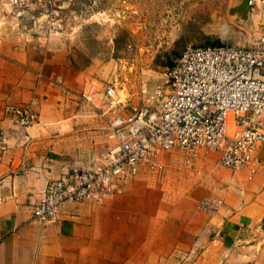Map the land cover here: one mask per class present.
<instances>
[{
    "label": "crops",
    "instance_id": "0c3cea01",
    "mask_svg": "<svg viewBox=\"0 0 264 264\" xmlns=\"http://www.w3.org/2000/svg\"><path fill=\"white\" fill-rule=\"evenodd\" d=\"M114 1L58 0L48 31L38 4L0 0V264H264V143L252 174L198 148L162 184L137 173L102 202L66 201L57 222L32 220L48 180L109 146ZM7 105L31 106L36 120L18 128ZM204 197L220 199L215 211Z\"/></svg>",
    "mask_w": 264,
    "mask_h": 264
},
{
    "label": "built area",
    "instance_id": "2783aa9c",
    "mask_svg": "<svg viewBox=\"0 0 264 264\" xmlns=\"http://www.w3.org/2000/svg\"><path fill=\"white\" fill-rule=\"evenodd\" d=\"M4 1L18 9L36 3L43 15L35 20L45 18L42 27L48 31L55 26L58 0ZM246 3L249 18L261 16L262 30L254 43L186 44L160 79L140 83L138 102L127 107L116 87L106 86L112 111L109 146L89 166L71 167L48 180L33 204L32 220L57 222L66 201L102 202L121 191L142 167L160 169L157 157L162 149L178 147L191 153L206 146L230 169L256 172L262 161L256 149L264 143V0ZM121 107L127 111L122 113ZM5 113L18 128L36 120L29 105H7ZM7 138L0 125V154ZM218 202L219 198L204 197L199 204L213 212Z\"/></svg>",
    "mask_w": 264,
    "mask_h": 264
},
{
    "label": "rangeland",
    "instance_id": "374dc122",
    "mask_svg": "<svg viewBox=\"0 0 264 264\" xmlns=\"http://www.w3.org/2000/svg\"><path fill=\"white\" fill-rule=\"evenodd\" d=\"M246 2L115 0L110 22L112 27L119 22L120 27L114 30L118 38L111 39V61L115 66L112 82L126 100L125 107L138 102L140 83L160 79L163 69L186 44L214 41L254 43L262 30L261 16L255 14L249 18ZM232 132L233 126L229 124L228 133ZM198 148L212 151L206 146H198L191 153L178 147L162 149L157 157L162 167L157 170L142 167L138 174L142 172L147 180H158L162 184L165 177L179 173L175 164L189 168ZM161 152L166 154L163 158Z\"/></svg>",
    "mask_w": 264,
    "mask_h": 264
},
{
    "label": "trees",
    "instance_id": "16d2710c",
    "mask_svg": "<svg viewBox=\"0 0 264 264\" xmlns=\"http://www.w3.org/2000/svg\"><path fill=\"white\" fill-rule=\"evenodd\" d=\"M219 41H214V42H209V43H218ZM179 54V53H178ZM177 54V55H178ZM173 62V61H172ZM172 62L169 64V65H171L172 64Z\"/></svg>",
    "mask_w": 264,
    "mask_h": 264
}]
</instances>
